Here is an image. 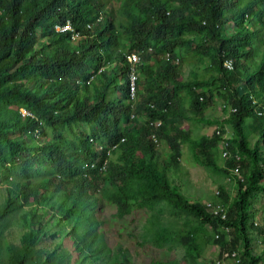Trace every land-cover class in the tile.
<instances>
[{
	"label": "trees",
	"instance_id": "obj_1",
	"mask_svg": "<svg viewBox=\"0 0 264 264\" xmlns=\"http://www.w3.org/2000/svg\"><path fill=\"white\" fill-rule=\"evenodd\" d=\"M116 1L0 0V104H16L17 109L24 108L35 115L34 119L22 118L17 113L16 128L28 137L33 138L29 133L41 130V124L55 131L62 125L66 136L60 135L61 138L72 143L71 153L65 154L53 140L50 144L42 142L38 153L45 152L53 162L54 172L40 180L39 186L22 185L16 199L15 193L9 191L0 220L19 197L23 203L32 198L46 200L45 194L62 185L69 187L67 194L76 202L75 211L81 212L92 203L95 196H90L91 190L100 195V202L114 207L115 215L108 220L101 216L102 224L139 218L130 203L137 198H141L137 210L165 202L218 232L220 239L215 242L221 246V253L242 251L241 264H258L261 257L251 250L247 221L254 195L264 191L260 182L264 170L260 148L249 147L245 127L251 115L262 120L257 145L264 147V107L260 103L264 97V52L255 68L250 66L257 41L264 44V0H120L115 13L109 7ZM98 17L102 19L100 23L96 22ZM67 21L81 34L77 44L71 40L70 32L54 29ZM119 29L123 34L118 33ZM38 31L45 39H41L40 46L47 47L48 54L38 51ZM192 48L198 57L195 62L210 59L213 75L207 82H184L180 77L175 62L181 53ZM127 52L142 56L138 88L143 84L145 91L138 90L135 101L129 96ZM225 60H233L234 70L223 66ZM94 66L102 68L101 72ZM38 73L40 79L33 82L40 93L28 91L19 83L37 78ZM217 83L232 96L229 126L234 128V135L228 136V142L233 158L225 161L223 172L229 176V168L239 164L243 177V181L236 182L239 191L233 202L220 190V200L228 208V220L223 224L209 215L204 206L189 203L172 187L168 167H152L158 153L152 135L162 143L170 130L169 115L175 113L164 106L174 97L187 94L191 106L204 111L210 104L206 94ZM120 88L124 93L118 101L116 93ZM154 121L162 122L159 130L151 127ZM83 124L91 126L93 133L77 134L75 129ZM225 135L219 129L212 145H220ZM5 138L6 125L0 121V141ZM91 138L105 148L99 150ZM166 142L172 145L177 163L181 146L170 139ZM114 145L118 147L108 155ZM8 146L14 153L19 152L24 164L43 159L37 148L32 151L20 143ZM204 154L210 157L207 152ZM236 154L241 156L239 162L234 158ZM106 160V170L102 171ZM69 215L70 209L65 218ZM222 226L235 231L230 243L221 234ZM13 263L23 264V259L16 257Z\"/></svg>",
	"mask_w": 264,
	"mask_h": 264
},
{
	"label": "rangeland",
	"instance_id": "obj_2",
	"mask_svg": "<svg viewBox=\"0 0 264 264\" xmlns=\"http://www.w3.org/2000/svg\"><path fill=\"white\" fill-rule=\"evenodd\" d=\"M119 6L120 0H117L109 10L116 13ZM119 32L123 34L121 29ZM257 34L258 39L262 40V36ZM43 38L38 31L37 48L39 53L48 54L47 47L40 46L41 39L45 40ZM263 45L257 41L255 59L250 64L252 69L263 55ZM178 57L175 65L179 66L182 81L207 82L211 79L213 69L210 59L195 62L198 57L195 58L193 48ZM94 68L97 69L96 66ZM37 76L22 79L19 83L28 91L40 93L41 89L33 82L40 79L39 73ZM121 81L123 83V79ZM120 90L116 93L118 101L122 100L124 93L123 88ZM138 90L144 93L143 84L139 85ZM206 97L210 99V104L204 111L193 108L187 94L174 97L170 104L164 106L175 110V113L169 115L167 126L170 130L160 147L156 146L158 153L152 160V167L160 170L161 167H168L167 177L172 187L179 190L189 203L202 206L215 203L216 193L220 190L232 202L239 191L235 180L230 181V177L223 172L225 160L220 145H212L219 129H223L229 137L234 135V128L229 126L232 125L229 123L231 93L224 91L222 85L217 83L209 89ZM260 103L264 107V97ZM19 109L16 104H0V121L6 125V138L0 141V212L6 207L9 191L15 193L16 199L18 188L22 185L39 186L40 180L54 172L51 171L53 162L48 160L45 152L38 153L42 149V142L50 144L53 140L65 154L72 151L70 140L64 141L60 136H66V128L62 125L55 131L45 123L41 124V134L33 138L18 130ZM91 129V126L83 124L75 132L88 135L93 133ZM262 129V120L257 116L251 115L246 120L247 142L251 148H260L263 171L264 147L257 145ZM167 139L181 146L177 163ZM12 143H20L32 151L37 148V154L43 159L39 158L41 162L31 165L24 164L19 152L14 153L8 146ZM205 152L210 154L209 158ZM128 179H125L126 187ZM260 182L264 184V178ZM68 190V186L62 185L45 194L48 197L46 200L32 198L29 203H23L19 197L11 203L7 215L0 220V264H14L16 257H21L23 264H216L221 252V246L215 242L218 232L196 216L165 202L137 210V204L141 201V198H137L130 203L138 211L139 218L102 224L101 216L108 220L115 215V208L100 202L97 197L100 195L91 190L90 196H95L92 203L81 212L75 211L76 202L68 197ZM251 204L247 221L250 246L253 254L261 257L258 264H264V191L257 192ZM68 209L70 215L65 218ZM232 233L234 235L235 231ZM239 254L242 262L243 252Z\"/></svg>",
	"mask_w": 264,
	"mask_h": 264
},
{
	"label": "built area",
	"instance_id": "obj_3",
	"mask_svg": "<svg viewBox=\"0 0 264 264\" xmlns=\"http://www.w3.org/2000/svg\"><path fill=\"white\" fill-rule=\"evenodd\" d=\"M101 18H98L97 21H100ZM90 24H88V28H90ZM56 32H70L71 36V40L72 41H77L79 39H81V34L80 32H77L74 30V28L72 27L71 23L69 21H67L66 23H64L63 25H56L54 27ZM126 60H127V64L129 67V96L130 99L135 101L136 100V96H137V89H138V81H139V75H138V67L142 65V56L137 53V52H133V53H129L126 55ZM223 66L225 68H227L228 70H234L235 68V64L233 62V60H225L223 63ZM102 70V68H100L98 70V73H100ZM94 78V76L91 78V80ZM90 80V81H91ZM253 104H257V101L253 100ZM256 112L259 115H262L261 112H259V110L257 109V107L255 108ZM233 112H235V110H233ZM19 113L20 115L24 118V117H30V118H36L35 115L32 112H29L28 110L24 109V108H20L19 109ZM134 117V116H133ZM151 127H153L155 130H159L160 127L162 126V122L161 121H154L150 123ZM29 134H31L34 137H38L41 134V130H35V131H31ZM218 136L221 135V132L219 131L217 133ZM229 137L227 136V134L225 136H223V139H221L220 141V147H221V152H222V158L223 160L227 161L231 158H233V155L231 154L230 150H229ZM124 139L121 141L123 142ZM152 141L154 142V144L157 147H160V142L158 137H156L155 135H152ZM91 143H94V145H96V147H98L99 150H103L105 148L104 145L102 144H98L93 138L90 139ZM118 145H114L109 151H108V155H111V151L115 148H117ZM234 158L236 159L237 162H239L241 160V156L236 154L234 156ZM106 163L107 160L104 162L102 171L106 170ZM229 180H235V182L237 181H243V177H242V173H241V168L240 165H236L235 167L229 168ZM216 198L217 201L215 203H207L206 205H204L205 210L207 211V213L209 215H211L213 218L218 219L223 223H226L228 220V208H226V206H224L220 200V192L218 191L216 193ZM232 228L226 227V226H222L221 228V234L225 235L227 242L230 243L231 239H232ZM220 239V234H218L216 236V240ZM216 264H241V259H240V254L239 252H224L218 255V258L216 260Z\"/></svg>",
	"mask_w": 264,
	"mask_h": 264
},
{
	"label": "clouds",
	"instance_id": "obj_4",
	"mask_svg": "<svg viewBox=\"0 0 264 264\" xmlns=\"http://www.w3.org/2000/svg\"><path fill=\"white\" fill-rule=\"evenodd\" d=\"M98 18H101V17H98ZM98 18H97V19H98ZM101 21H102V19H100V21H97V20H96L97 23H100ZM90 25H91V24H90ZM87 27H88V26H87ZM81 38H82V37H81ZM79 40H80V39H79ZM79 40H77V41H79ZM74 42H76V41H74ZM99 69H100V68H99ZM99 69H97V70H99Z\"/></svg>",
	"mask_w": 264,
	"mask_h": 264
}]
</instances>
